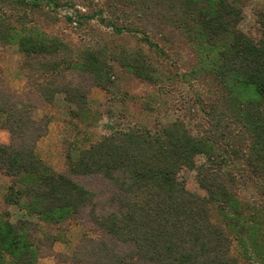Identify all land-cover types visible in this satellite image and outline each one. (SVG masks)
<instances>
[{
  "label": "trees",
  "instance_id": "1",
  "mask_svg": "<svg viewBox=\"0 0 264 264\" xmlns=\"http://www.w3.org/2000/svg\"><path fill=\"white\" fill-rule=\"evenodd\" d=\"M0 2L22 11L15 19L0 15V44H15L27 69L25 90L0 83V129L10 133L8 143L0 141V171L14 179L7 204L50 223L83 216L91 221L97 236L82 237L71 257L78 264H244L231 252L232 233L264 264V210L240 201L235 189L241 182L228 168L239 161L250 180L264 179V36L255 40L239 28L238 4L105 0L97 12L81 14L97 17L115 34H141L146 50L69 44L36 17L56 22L45 6L57 10L58 0ZM157 37L190 46L197 64L184 75L208 77L216 86L218 97L205 111L208 127L194 133L176 119L158 129L115 128L68 159L65 171L48 165L37 144L50 119L35 116L38 103L64 93L85 113L91 85L113 94L117 67L150 84L161 82L149 55H168ZM197 155L206 157L198 181L207 195L190 191L179 178L182 168L196 167ZM213 202L222 221L212 217ZM33 226L0 211V264H38L42 245L55 237L44 235L43 241Z\"/></svg>",
  "mask_w": 264,
  "mask_h": 264
},
{
  "label": "rangeland",
  "instance_id": "2",
  "mask_svg": "<svg viewBox=\"0 0 264 264\" xmlns=\"http://www.w3.org/2000/svg\"><path fill=\"white\" fill-rule=\"evenodd\" d=\"M232 1L243 10L239 28L255 40L261 39L264 36V0ZM104 3L105 0H58L57 10L52 9L51 5L45 6L48 12L57 16L56 22L39 15L36 17L41 18L42 27L75 47L120 44L127 48L148 50L141 34H115L112 28L103 25L97 17H81L82 13L97 12L104 7ZM21 12L0 2V15L5 18H18ZM27 12L31 13L30 10ZM67 16H73L72 20L67 19ZM155 40L168 53L163 58L149 52L151 60L162 72L161 82L150 84L117 67L118 79L113 87V94L100 86L91 85L85 113L68 103L64 93H57L51 102L38 103L35 116L40 118L46 115L50 119L46 135L37 144L38 154L48 165L56 171H65L68 159L76 157L81 149L110 134L115 128H127L135 124L158 129L176 119L184 120L194 133L208 127L205 111L218 97L216 86L208 77L195 79L184 75L197 64L196 54L190 46L177 39H172V43H164L158 37ZM23 61L24 57L15 44H0V83L15 91L25 90L27 69ZM8 136L10 141L8 129L0 130L1 141ZM204 163L206 157L197 155L196 167H184L179 173V178L185 182L186 187L201 195H207L206 189L198 181L199 169ZM240 164L242 163L237 161L228 167L241 182L235 189L237 196L245 206L264 210V179L250 180ZM13 181V177L0 171V211L8 210L13 222L20 218L30 219L35 228L32 234L43 241L44 235L55 237L53 243L45 241L42 245V256L38 264H78L71 257L84 235L97 236L95 225L85 216L50 223L37 215L27 214L17 205L7 204L4 196ZM212 217L215 221L223 220L221 207L216 202L212 203ZM232 235V254L238 256L244 264H261L250 246L247 243L245 246L234 233Z\"/></svg>",
  "mask_w": 264,
  "mask_h": 264
},
{
  "label": "crops",
  "instance_id": "3",
  "mask_svg": "<svg viewBox=\"0 0 264 264\" xmlns=\"http://www.w3.org/2000/svg\"><path fill=\"white\" fill-rule=\"evenodd\" d=\"M2 129H5V128H2ZM2 129H0V130H2ZM0 141H1V140H0ZM1 142L8 143V142H9V136H8V138H7L6 140L1 141Z\"/></svg>",
  "mask_w": 264,
  "mask_h": 264
}]
</instances>
